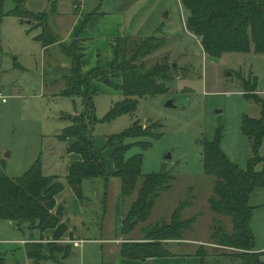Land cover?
<instances>
[{
	"label": "rangeland",
	"instance_id": "obj_1",
	"mask_svg": "<svg viewBox=\"0 0 264 264\" xmlns=\"http://www.w3.org/2000/svg\"><path fill=\"white\" fill-rule=\"evenodd\" d=\"M58 1L44 5L46 0H27L26 8L32 13V19L21 23L18 18L6 16L0 23V176L20 177L41 159L45 175H56L65 180L70 165L67 148L76 141L65 143L60 137L71 126V117L84 112L82 97L58 95L64 84L59 77L49 73L57 65L68 68L70 61L59 46L46 52L42 49L35 40L42 33L38 26L48 21L60 42L69 44L74 39L62 40L73 38L80 31L77 27L79 17L75 14H90L96 10L99 13H122L127 18L123 28L124 38L157 36L167 40L166 46L148 59L150 66L166 59L171 66L176 63L178 68L174 69L176 73L171 80L166 82L164 94L139 99L134 114L123 115L111 122L105 120L107 113L124 97L104 81L95 83L92 96L96 109L93 127L96 148L107 160L108 172L113 173L114 165L110 169L113 149L111 144L108 147V140L122 134L136 122L140 123L143 131L154 134L156 131L147 128L151 122L159 123L162 136L159 139H142L150 142L151 146L145 150L133 146L127 155L128 158L139 154L143 156V175L168 172L175 177L172 189L161 195L151 218L141 227L169 223L173 214L183 207L181 219L199 216L193 231L186 233V237L204 242L209 240L208 243H211L216 220H223L227 228H232V225L229 219L215 215L210 209L209 200L214 196L216 180L204 174L202 143L218 141L231 163L243 171L248 169L254 152L243 131V120L245 117L255 120L263 117L262 104L257 101L264 100V55L227 53L220 59L209 58L199 40L187 30L189 13L183 6V0ZM14 7L11 0L7 1L5 13ZM58 13L63 16L55 18ZM166 13L168 18H164ZM88 35L99 39V42L83 39L87 50L85 68H91L95 59H100L97 58L100 51L101 69L106 72L104 77L113 84H119L120 77L109 67L115 61L116 64L123 62L124 39L119 38L112 43L115 58L104 66L107 55L109 59L112 56L106 36H103L106 34H98L91 29ZM76 37L82 39L81 35ZM253 80L257 81L256 90L252 89ZM169 102H173L172 108L166 107ZM113 139L116 147L118 144ZM258 157L264 158V142ZM263 167L264 164H259L256 170L261 171ZM142 182L143 179H140L138 188ZM92 186L99 194L98 202H93L86 210L87 227L92 230L91 233L98 232L92 234L93 238L101 237L102 228L103 238H110V234L106 233L109 228L113 229L109 208L117 203L120 179L111 178L106 187L102 180L90 181L85 188L86 194ZM103 195L107 199H104L106 207L102 202ZM135 198L136 195L126 201L125 209L130 208ZM250 205L253 207L251 229L255 235V249L264 252V190L258 189L252 194ZM53 232L55 230L31 234L27 225L19 229L15 223L0 222V264H32L26 259L23 242L32 239V244L52 245L55 242ZM138 233L137 230L131 237H141L136 236ZM61 241L56 244H63ZM202 246L207 249V264H242L231 258H216L222 252H216L211 244ZM198 247L188 246L184 253L189 254L191 248ZM82 257L80 250L72 249L71 257L62 264H82ZM41 264L58 263L45 261ZM85 264H99L89 249Z\"/></svg>",
	"mask_w": 264,
	"mask_h": 264
},
{
	"label": "trees",
	"instance_id": "obj_2",
	"mask_svg": "<svg viewBox=\"0 0 264 264\" xmlns=\"http://www.w3.org/2000/svg\"><path fill=\"white\" fill-rule=\"evenodd\" d=\"M7 1L9 0H0V23L6 16L18 18L21 23L32 19V13L26 8L27 0H11L15 7L5 13L4 5ZM183 6L189 13L187 30L199 40L209 58L220 59L227 53L264 55V0H183ZM38 27L42 33L35 40L46 51L59 46L70 61L68 68L57 65L49 73L59 77L64 84L58 95L83 98V114L71 117V126L60 137L65 143L75 140V143L68 146L67 152L81 157V162L69 165L65 180L84 207L89 201L85 194L86 182L102 180L106 187L111 178L120 179L123 205L136 195L130 208L123 209L121 235L126 237L151 218L161 195L172 189L175 177L168 172L143 175V156L139 154L127 157L133 146H139L142 150L151 146L150 142L141 141L142 139H159L162 136L161 125L153 122L147 129L156 131L154 134L143 131L140 123L136 122L122 134L113 136L118 144L116 147L113 145V138L108 140V147L111 144L110 148L113 149L110 158L115 169L113 173L108 172V162L96 148L93 136L96 122L93 84L104 81L124 97L122 102L115 104L107 113V122L134 114L138 109L139 99L164 94L166 82L176 73L166 59L154 66L148 63L153 54L166 46L167 40L157 36L144 39L128 36L123 38V62L116 64L115 61L109 67L121 80L119 84H113L104 77L106 72L101 67L84 76L82 59L85 47L82 43L85 40L76 37L71 43L65 44L60 42L48 21ZM252 84V89L256 90L257 81L253 80ZM257 102L262 104L263 117L259 120L245 117L243 120V131L254 152L246 171L228 160L218 141L202 143L204 174L216 180L214 196L209 200L210 209L215 215L229 219L232 225V228H227L223 220H216L210 244L216 252H222L216 258H231L242 264H264V252L256 251L255 235L251 229V197L256 190H264V167L261 171L256 170L257 165L264 164V158L258 157V151L264 142V100ZM58 179L60 177L56 175L44 174L41 159L20 177L0 176V222L15 223L19 229L27 225L31 234L35 231L42 234L55 230V242L52 245L32 244V239L25 243V255L32 264L45 261L60 263L72 254V245L56 244L68 231V224L63 222L64 207L56 201V197L65 189V185ZM140 179L143 182L138 188ZM105 203L106 200L104 205ZM182 209L183 207L173 214L169 223L142 227L144 242L123 243L121 257L144 262L174 257L168 248L169 243L183 241L186 233L193 231V225L199 217L183 220L180 216ZM206 251V247L200 246L196 252L201 264H207L209 257Z\"/></svg>",
	"mask_w": 264,
	"mask_h": 264
},
{
	"label": "crops",
	"instance_id": "obj_3",
	"mask_svg": "<svg viewBox=\"0 0 264 264\" xmlns=\"http://www.w3.org/2000/svg\"><path fill=\"white\" fill-rule=\"evenodd\" d=\"M54 1L55 0H46V2H44L45 3L44 5H50ZM57 3L59 5V1ZM59 9H61L60 5H59ZM97 11L98 10L90 14H84L82 12L75 14L77 17H79L77 20V27H78V30H80L79 33L76 34V36L81 35L82 39H85V40L91 39V41L95 40L94 42L96 43V42H99V39L89 37L88 32H90V30L92 29L93 31H96L98 34H100L101 32L105 33L106 35H103V36L104 37L106 36V40L108 41V49L109 51H111V54H112L111 59H109L107 55V61H106V64L104 65L106 66L108 65V63H111L115 58L114 56L115 53L112 49V43L116 42L117 39L119 38H124L123 28L126 26L127 18L122 13H115V14L110 13V12H104V13L100 12L99 13V11L98 12ZM61 16L63 15L58 13L55 15V18L56 17L61 18ZM85 28L87 29L85 30ZM84 30L86 32H84ZM76 36L70 39H63L62 41L63 42L71 41L75 39ZM86 48H87V45H86ZM42 49L46 52V50L43 47ZM86 51L84 53L85 54L84 58L82 59V70H83L84 76H87L92 70L96 68L103 67L101 65L102 56L101 54H99L100 52L99 51L97 54V58H100V59H98V61L97 59H95V63L91 68H85V62L87 59ZM95 83H102V82L96 81ZM68 162L69 164L81 162V157L77 154H69ZM111 168H113L112 162L110 164V169ZM60 182H62L65 185V189L61 194H59L56 197V201L58 205H62L64 207L63 221L68 224V231L62 237L61 242L64 245L65 244L72 245L73 249L77 251L78 250L81 251L82 256H83L81 258L82 264L83 263L85 264V257H86L87 249L92 251L94 257L97 258L99 264H201L200 258L196 256V252L198 250L197 248L196 249L191 248L190 249L191 251L189 254L184 253V252H187L186 248L188 246L191 247V245H195V246L200 247L202 245H207L210 243H208L209 240L207 242L197 241L193 237H185L183 241L169 243L168 248L174 254V257L149 259L145 262L139 261V260L125 259L121 257L120 249L123 243L125 242H144L145 237H144L141 226H139L135 231H133L130 235L126 237L121 235L123 209L125 206L123 205V202H122L120 188H118L117 193H116V201H117L116 205L114 207L111 206V208H109L108 206L109 215H110L109 217L112 221L111 226H113V229L111 230L109 228L106 231V233L110 234L111 237L106 238V239L103 238L104 229L102 228L100 230L101 237L98 239L97 237H94V238L92 237V234L96 235L98 232L91 233L92 230L89 227H87L86 210L89 208V205H91L93 202H98L97 199H98L99 192L93 190L94 186L90 187V189H88L89 193L88 194L85 193V194L88 200L91 199L92 201L89 200L87 202V205L83 207L81 206V204L75 197L72 189L69 187L66 180L60 179ZM89 182L90 181L86 182L85 185L88 186ZM104 199L106 198L103 195V199H102L103 203H104ZM104 206L106 207V205ZM107 213H108V210H107ZM113 216H114V219H112ZM137 230L139 231V233L136 234V236L141 235V237H131ZM51 231H54V230H49V232ZM76 242L80 243L79 246L74 245ZM23 244L25 246V243ZM68 259L62 260L58 264H62Z\"/></svg>",
	"mask_w": 264,
	"mask_h": 264
},
{
	"label": "water",
	"instance_id": "obj_4",
	"mask_svg": "<svg viewBox=\"0 0 264 264\" xmlns=\"http://www.w3.org/2000/svg\"><path fill=\"white\" fill-rule=\"evenodd\" d=\"M164 18H168V13L165 14V17ZM173 69H177L178 68V65L175 63L172 65ZM166 107L168 108H172L173 107V102H169Z\"/></svg>",
	"mask_w": 264,
	"mask_h": 264
},
{
	"label": "built area",
	"instance_id": "obj_5",
	"mask_svg": "<svg viewBox=\"0 0 264 264\" xmlns=\"http://www.w3.org/2000/svg\"><path fill=\"white\" fill-rule=\"evenodd\" d=\"M4 101H5V100H4ZM23 243H26V242H23ZM73 244H74V243H73ZM79 244H80V243H77V242H76L74 245H75V246H79Z\"/></svg>",
	"mask_w": 264,
	"mask_h": 264
}]
</instances>
